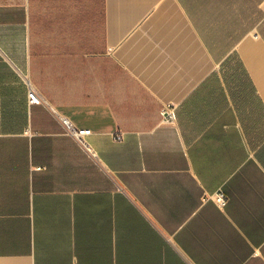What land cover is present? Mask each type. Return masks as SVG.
Masks as SVG:
<instances>
[{
    "label": "crops",
    "instance_id": "0c3cea01",
    "mask_svg": "<svg viewBox=\"0 0 264 264\" xmlns=\"http://www.w3.org/2000/svg\"><path fill=\"white\" fill-rule=\"evenodd\" d=\"M0 264H264V0H0Z\"/></svg>",
    "mask_w": 264,
    "mask_h": 264
},
{
    "label": "built area",
    "instance_id": "2783aa9c",
    "mask_svg": "<svg viewBox=\"0 0 264 264\" xmlns=\"http://www.w3.org/2000/svg\"><path fill=\"white\" fill-rule=\"evenodd\" d=\"M28 85V101L32 105H39L41 103L40 96L36 93V91L32 88L29 81H27ZM55 116L57 117L58 121L60 122L63 132L65 135L71 137L74 139L78 145L83 148L87 152H91L89 145L86 141V138L91 134L90 130L88 129H82L68 119L67 117L60 116L57 113H55ZM160 119L161 123L163 124H172L175 120V108L171 105H164L160 110ZM115 140H120L119 135L114 136ZM212 200L219 205L220 207H223L226 203L224 194L222 191H218L212 196Z\"/></svg>",
    "mask_w": 264,
    "mask_h": 264
}]
</instances>
